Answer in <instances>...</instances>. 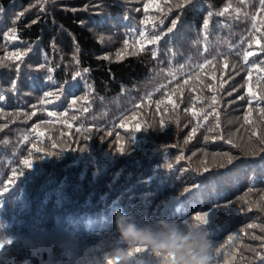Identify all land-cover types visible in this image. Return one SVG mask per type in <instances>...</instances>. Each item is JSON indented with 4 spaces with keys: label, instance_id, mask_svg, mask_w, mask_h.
Segmentation results:
<instances>
[{
    "label": "trees",
    "instance_id": "16d2710c",
    "mask_svg": "<svg viewBox=\"0 0 264 264\" xmlns=\"http://www.w3.org/2000/svg\"><path fill=\"white\" fill-rule=\"evenodd\" d=\"M261 49V0H0V264H107L118 211L156 231L207 213L211 264H264Z\"/></svg>",
    "mask_w": 264,
    "mask_h": 264
},
{
    "label": "clouds",
    "instance_id": "9594fccd",
    "mask_svg": "<svg viewBox=\"0 0 264 264\" xmlns=\"http://www.w3.org/2000/svg\"><path fill=\"white\" fill-rule=\"evenodd\" d=\"M115 222L122 239L128 245L127 250L114 249L111 259L118 261V264H127L128 252L136 246H147L154 252H160V264H173L168 255L170 253L175 256V264H211L212 241L198 227L183 231L176 221L162 219L158 221L162 231H156L150 226L138 225L130 214L122 211L116 213Z\"/></svg>",
    "mask_w": 264,
    "mask_h": 264
},
{
    "label": "snow or ice",
    "instance_id": "6c2138e0",
    "mask_svg": "<svg viewBox=\"0 0 264 264\" xmlns=\"http://www.w3.org/2000/svg\"><path fill=\"white\" fill-rule=\"evenodd\" d=\"M192 0H188V3H191ZM184 5L181 3V4H177L176 7L177 8H182ZM261 7H264V0H261ZM169 11H171V9H169ZM225 11H227V9H225ZM221 15H223V13H221ZM162 22V21H161ZM147 23V21L145 22ZM176 26V21H173L172 23V27L169 29V32H171ZM7 39H16V36L13 34L11 35L10 37H6ZM160 37L159 36H156L154 37L153 40L149 41L150 43H155L157 40H159ZM125 44H127V41H125ZM261 51H264V49H261ZM22 55H25V53H12V54H9V56L6 57V59H16V60H19L21 59ZM253 53L251 51H248L244 54V61L247 62L248 58L250 56H252ZM107 58V57H105ZM118 59L120 58L119 55L117 57ZM205 63H208V61H205ZM41 67H43V65H41ZM197 68L199 67H202V65H197L196 66ZM51 71V70H50ZM87 71V70H85ZM81 75L80 72H76V76L79 77ZM48 80L49 81H52L53 80V77L51 75L48 76ZM209 87H211V85H209ZM55 96L56 99H59V96L56 94V93H53V92H47L45 93V99L42 101V103H45V104H48V103H52V100L48 99L49 97H53ZM245 97H241V99H244ZM3 97H0V100H2ZM248 99L250 101V104H249V109H248V113L247 115H245L244 117V120H245V123L248 124V125H252L253 124V121L249 118L251 116V113L253 111V108H252V105H251V101H255L257 102V104H260L262 102H264V94H257V92L253 91L252 90V87L249 86L248 87ZM73 104L76 103V100H73L72 101ZM212 104L215 105L216 104V97L213 96L212 97ZM259 112L261 113V117H262V123H264V107H259ZM33 115H35V113H33ZM48 115L50 116H55L56 113L54 112H49ZM193 115H196V113L194 112ZM207 117L205 116V119ZM124 125H121V127H123ZM140 129V126L137 125L136 126V130H139ZM193 131H195V129H193ZM251 135H256L255 131L253 130V132L251 133ZM218 139H224V137L222 135L218 136L217 137ZM228 144H232V141L231 140H227L226 141ZM259 142H260V148H259V151H262L264 152V136H260L259 137ZM234 147H238V145H233ZM33 148L36 150V151H41L40 148H38L35 144L33 145ZM117 151L119 152H124L126 151L125 147L123 145H121ZM249 155H255L257 154V149L255 148H250L248 150V153ZM225 156L227 157V162L228 163H231L232 162V157L231 156H228V154H225ZM23 165L25 166H30L31 165V159L30 158H25L23 161H22ZM223 166V165H221ZM167 168H171L172 165H166ZM17 177V172H13V176H12V181H10L9 183H12ZM189 191V189H184V192H182L181 194H185ZM248 210H251V209H248ZM194 220H195V224L191 223L190 221H187L185 222L187 224V228H191L193 226L195 227H198L200 229H202L203 226H207L208 225V214L207 213H203V214H197L195 217H194ZM249 228H255V227H259V225H253V224H250L248 225ZM205 233H207L206 231V228H204L203 230ZM261 231H264V228L261 229ZM255 239H261L262 241H264V237H254ZM261 249L264 250V244H262L261 246ZM148 250V247L147 246H136L133 250H130L128 252V256L129 257H132L134 254L136 253H141V252H145ZM251 251L253 252H256V249H251ZM154 255L156 257H160L161 256V253L160 252H155ZM173 262V264H175V256L174 254H168ZM256 258H261L260 257V253L259 252H256ZM107 264H118V261H114L113 259H108L107 261Z\"/></svg>",
    "mask_w": 264,
    "mask_h": 264
}]
</instances>
